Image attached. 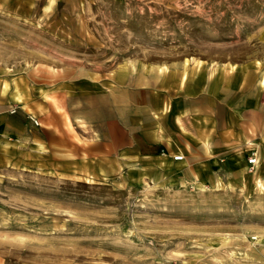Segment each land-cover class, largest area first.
Segmentation results:
<instances>
[{"label":"rangeland","instance_id":"1","mask_svg":"<svg viewBox=\"0 0 264 264\" xmlns=\"http://www.w3.org/2000/svg\"><path fill=\"white\" fill-rule=\"evenodd\" d=\"M155 72H207L221 101H245V136L180 169L122 158L84 176L6 152L0 264H264V0H0V107L51 106L75 144L84 89Z\"/></svg>","mask_w":264,"mask_h":264},{"label":"crops","instance_id":"2","mask_svg":"<svg viewBox=\"0 0 264 264\" xmlns=\"http://www.w3.org/2000/svg\"><path fill=\"white\" fill-rule=\"evenodd\" d=\"M154 75L155 78L147 77L139 85L113 80L96 93L84 89L81 117L77 118L81 127H75L70 113L65 122L73 130H80L81 137L75 131L80 141L76 144L73 132L63 127L51 106L43 104L51 113L45 116L39 112L42 104L38 108L35 102L36 117L23 106L12 113L0 107V157L17 149L18 156L48 155L55 165L63 158L66 162L62 164L66 166H80L83 176L90 175L94 167L110 171L122 158L146 159L148 165L160 163V168L172 170L184 168L188 164L185 158L190 161L195 150L204 148L212 153L219 141L234 143L245 136V101H221L207 72L189 79L178 75L175 80L170 75ZM14 99L18 100L19 94ZM219 103L223 104L220 122ZM178 154L183 160L173 161ZM74 159L80 163L75 164Z\"/></svg>","mask_w":264,"mask_h":264},{"label":"built area","instance_id":"3","mask_svg":"<svg viewBox=\"0 0 264 264\" xmlns=\"http://www.w3.org/2000/svg\"><path fill=\"white\" fill-rule=\"evenodd\" d=\"M33 123L35 125H37V121L35 119H32ZM173 161H176V162H179V161H182L183 160V156L178 154V155H174L173 156ZM257 163V157H256V154L255 153H251V156L247 159V164L249 166H255Z\"/></svg>","mask_w":264,"mask_h":264},{"label":"bare ground","instance_id":"4","mask_svg":"<svg viewBox=\"0 0 264 264\" xmlns=\"http://www.w3.org/2000/svg\"><path fill=\"white\" fill-rule=\"evenodd\" d=\"M261 84H264V79H261L260 81ZM253 153V152H252ZM256 154V153H255Z\"/></svg>","mask_w":264,"mask_h":264}]
</instances>
